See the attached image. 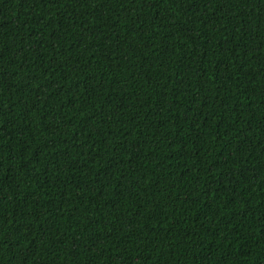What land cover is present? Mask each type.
<instances>
[{
    "label": "trees",
    "instance_id": "trees-1",
    "mask_svg": "<svg viewBox=\"0 0 264 264\" xmlns=\"http://www.w3.org/2000/svg\"><path fill=\"white\" fill-rule=\"evenodd\" d=\"M0 264H264V0H0Z\"/></svg>",
    "mask_w": 264,
    "mask_h": 264
}]
</instances>
